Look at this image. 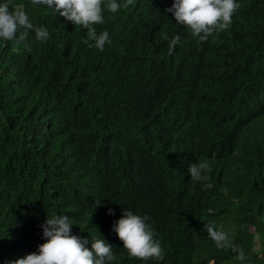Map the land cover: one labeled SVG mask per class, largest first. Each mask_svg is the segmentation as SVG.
Listing matches in <instances>:
<instances>
[{"label": "trees", "instance_id": "obj_1", "mask_svg": "<svg viewBox=\"0 0 264 264\" xmlns=\"http://www.w3.org/2000/svg\"><path fill=\"white\" fill-rule=\"evenodd\" d=\"M4 2L50 38L0 40V264L38 253L53 214L89 248L104 238L113 264H264V0H237L230 29L205 42L167 11L174 0H135L105 11L103 51L47 6ZM205 160L207 190L188 172ZM125 209L150 218L162 261L128 256L113 231Z\"/></svg>", "mask_w": 264, "mask_h": 264}, {"label": "clouds", "instance_id": "obj_2", "mask_svg": "<svg viewBox=\"0 0 264 264\" xmlns=\"http://www.w3.org/2000/svg\"><path fill=\"white\" fill-rule=\"evenodd\" d=\"M33 5H44L53 9L60 17L72 22L76 27H82L88 32V40L99 51L111 44L108 31L98 33L97 25L105 23V11L116 18L121 9H128L135 4V0H31ZM241 9L237 0H174L172 7L167 11L172 13L176 22L183 25L198 42H205L214 34L230 29L233 17ZM35 33V39L47 41L50 38L49 30L44 26H35L22 4L14 8L8 2L0 3V40L25 43L29 33ZM167 39V37H165ZM181 37L176 35L170 42L171 55ZM210 164L205 160L190 164L188 172L192 180L204 184L205 190L213 187L209 183L211 172ZM109 215H115L109 209ZM42 225L43 236L46 242L39 246L38 253H31L25 258L17 259L10 264H113L117 256L113 246L101 236L89 240L72 234L74 225L67 215H47ZM148 216L134 214L131 210H124L122 217L114 224L113 231L123 242V248L129 257L141 261H162L165 251L161 242L156 239L157 233L148 223ZM204 230L218 249H231L237 253L236 259L244 262L245 253L235 245L228 233L218 230L213 223H205Z\"/></svg>", "mask_w": 264, "mask_h": 264}]
</instances>
